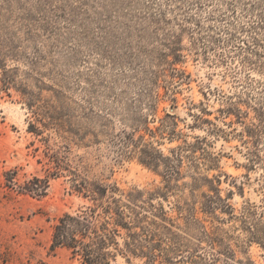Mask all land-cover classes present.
Returning <instances> with one entry per match:
<instances>
[{"label":"rangeland","instance_id":"rangeland-1","mask_svg":"<svg viewBox=\"0 0 264 264\" xmlns=\"http://www.w3.org/2000/svg\"><path fill=\"white\" fill-rule=\"evenodd\" d=\"M121 130L177 153L173 175L121 156ZM68 170L144 197L160 190L154 202L215 232L214 264H264V0H0L5 264H78L50 250L57 219L91 204ZM33 178L47 180L41 196L19 189Z\"/></svg>","mask_w":264,"mask_h":264},{"label":"trees","instance_id":"trees-1","mask_svg":"<svg viewBox=\"0 0 264 264\" xmlns=\"http://www.w3.org/2000/svg\"><path fill=\"white\" fill-rule=\"evenodd\" d=\"M27 105L35 121L41 122L37 110L30 103ZM29 129L35 134L40 131L33 123ZM144 129L155 137L153 131ZM135 132L121 130L113 136L120 155L136 156L146 166H162L165 179L173 175L170 164L177 153L163 156L143 135L135 138ZM60 169L57 163L50 175H58ZM68 171L73 189L91 204L57 219L52 228L51 251L65 249L70 260L78 264H111L117 255L127 260L138 258L142 264H214L220 259V252L214 248L215 232L207 230L202 220L181 206L165 210L161 203L154 202L152 197L163 195L160 190L144 197L142 192H123L115 185L88 183L76 171ZM4 179V186L12 188L13 173L5 172ZM46 187L47 180L33 178L19 189L25 194L41 196ZM173 212L174 216L170 214ZM5 262L0 254V264Z\"/></svg>","mask_w":264,"mask_h":264}]
</instances>
